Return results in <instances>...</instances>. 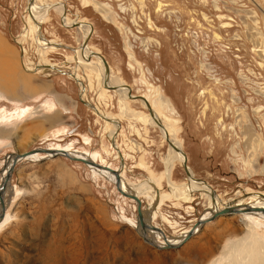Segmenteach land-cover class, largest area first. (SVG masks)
Instances as JSON below:
<instances>
[{
    "label": "rangeland",
    "instance_id": "obj_1",
    "mask_svg": "<svg viewBox=\"0 0 264 264\" xmlns=\"http://www.w3.org/2000/svg\"><path fill=\"white\" fill-rule=\"evenodd\" d=\"M38 1L61 2L69 18L90 24L88 46L106 59L128 94L143 96L169 124L193 176L218 196V205L264 194V0ZM25 6L26 0H0V39L15 62L8 74L0 59V112L32 108L9 120L0 113V168L7 153L57 142L72 143L116 169L120 160L108 142L114 127L106 128L80 98L117 115L118 93L103 88L105 99L99 96L93 68L90 85L73 77L75 63L68 61L73 53L65 45H77V31L64 26L55 9L42 32L65 47H49L41 55L32 33L17 43ZM20 45L34 74L22 67ZM43 62L55 69L39 65ZM48 99L56 103L52 111L42 105ZM126 105L134 115H121L114 138L125 162L122 180L133 185L144 211L156 195L147 180H158L161 201L149 218L176 237L195 224L209 202L187 187L181 161L166 178L168 143L158 128L139 119L148 113L140 99L129 97ZM53 124L70 132L55 141L48 134ZM40 160H22L12 172L15 189L0 228V264H264V229L241 215L205 223L175 249L156 248L138 234L134 203L111 180L65 156ZM180 187L192 191L189 197L173 196Z\"/></svg>",
    "mask_w": 264,
    "mask_h": 264
},
{
    "label": "bare ground",
    "instance_id": "obj_2",
    "mask_svg": "<svg viewBox=\"0 0 264 264\" xmlns=\"http://www.w3.org/2000/svg\"><path fill=\"white\" fill-rule=\"evenodd\" d=\"M51 8L53 10L54 9L57 10L60 13L61 21H62L64 26L74 27L76 29V31H77L76 38H77L78 42H77V45L75 47L68 46V45H65L62 43H57L55 41H49L48 38H46L43 35L41 24L48 17V13H49V10ZM25 9H26V11L24 12V13H26L25 17H24L25 25L23 26V31L19 35L20 37L18 38V40H16L17 43L21 44L20 40H22L21 39L22 37L32 35V34H36L35 40L38 43L37 45L40 48L39 51H40L41 55L45 54L48 50H51V49H49V47L56 48V49L57 48L62 49V47L66 46L73 53L72 56L68 57V61L70 62L73 60V62L75 63V67L73 68V70H74L73 77L76 80H79L80 83L83 80H85L87 82L86 84L90 85L91 79L90 80L88 79V74H89V71L91 72V68H93L95 70V73L97 76V81L99 82V94L98 95L101 96L103 99H105L103 96V88L104 89H109V88L114 89V91H116L118 93L120 111L117 115H111V114L109 115L107 112H104L103 110H101L97 105L94 106L92 103H89V100L86 102L88 104L94 106V108H92V107L91 108L95 111L96 115L105 122L104 124H106L105 125L106 128H108V126L111 127V125H112V127H114V128H112V130H110L108 142L110 143L111 146H113L114 150H116V151L118 150L120 153V149H118V146H117L118 144L117 145L114 144V138L116 137L115 135H118V133L120 132V129H121V124H120L121 115L133 116L134 112L132 110H130L126 105V99L130 97V96L128 97V87L126 86V84L118 76H116L112 73V68L109 64H108V67H109L108 72H106L102 60L97 55L99 53L96 51H93L88 46L86 39H88V37L92 31L90 24L84 20L83 21L80 20L79 17H77L76 19L69 18L67 16L66 10H65V8L61 2L42 3V2H39L38 0H31V1L26 0ZM100 11H102V10L100 9ZM33 40H34V38H33ZM84 41H86L85 44H84ZM263 47H264V45H263ZM20 48H21L20 62L22 64V67L25 68V70L27 72L34 74V72L36 71L35 68H34V70H29L28 68H26V67H30L27 64V63H29V61L26 62V60H24V57H25L24 52H26V50L23 47H21V45H20ZM9 50H11V49H9ZM9 50L6 48V46H4L3 41L0 39V59L2 62H5L6 67L9 68V70H7V73L11 74L10 69H11V66H13L15 62L10 61V58L8 57V55L10 54ZM90 58H94V59H90ZM43 60H45V59H43ZM39 65H41L42 67L49 66V68H47V69H55L54 64H48L47 62H43ZM82 73H84V74H82ZM84 90H85V87H84ZM83 93H84V91H83ZM80 94L81 93L79 91V95ZM141 102L144 106H146L144 101L141 100ZM150 109L153 112V116H151L148 112L147 114H140L138 116L139 119L146 121V123H148L150 126L158 128L165 141H166V137L169 138V140L175 146H177L179 149H181L183 151V148H182L181 144L179 143L178 139L176 138V135H175L173 129L169 126V124L167 122H165L162 118L158 117L154 108L152 109V107L150 106ZM111 136H113V137H111ZM85 141L87 142L88 140L85 139ZM42 148H48L50 150H55L56 153L51 154V153H44V152H33V151L31 152V150H28V151L22 150L20 152L13 151V153L12 152L7 153L3 156L2 166L0 168V170L2 169L0 171V185H1V181L6 182L5 186H4V191L2 194V198L4 201L5 208H4V212L2 215L1 214L2 213V206L0 204V228L6 222V210L8 207V201H10V196H11L12 192H14V189H15L14 188L15 186L11 183L12 172L14 171L16 164L22 160H38V159L45 160L46 158H49V157L54 158V157H58V156H64L62 154L66 152L70 155L71 158H77V159L84 160L85 162L84 161H82V162H84L85 165L88 168H90L91 171H93L97 175L105 176L106 178L111 180L112 184L116 188V177H115L114 173L110 171V169H113V168L109 167L108 165L101 164V163L97 162L95 160L96 158L94 157L95 155L93 156L92 154H87L86 152L78 153L77 151L69 150L68 149L69 147H65V146H64V148H61V147H42ZM118 151H117V156H118V159L120 160ZM167 151L168 152H167L165 159H164V164H165V172L164 173L166 175V178L169 179L172 175L173 165H174L175 161H179V162L181 161V164L183 165L184 159H183V155L179 151L172 148V146H170L169 144H168V150ZM120 155L122 156L121 153H120ZM126 156H127V154H126ZM67 158H69V157H67ZM71 158H69V159H71ZM122 160H123V162L120 163V166L117 167L116 169H113V170H117L119 172L120 188L122 189V191H124L126 193H132L138 197L133 185H128L122 180L123 178H122L121 172L123 170V167L125 166L123 156H122ZM76 161H80V160H76ZM89 161H94V163H99L101 165V167H95L92 164L87 163ZM186 164H187V157H186ZM12 165H14V168L11 171L10 169H11ZM188 169L190 170V173L193 176L192 170L190 169L189 166H188ZM7 173L9 175V177H7ZM186 181L189 182V183H187V187L194 186L195 188H197L201 192V194L206 196V198L209 202V206L203 211V213L201 215H199L195 224H193L190 228L183 230L180 233V235L174 237V236H170V235L169 236L165 235L161 229H160V231H158V230L153 228V227H157V226L153 225V221H152V219L149 218V216L154 211L157 210L158 205L160 203L159 201H161V200H160L159 191L157 188L158 180L155 179V182L152 181L153 183L151 181L147 180V182L151 183L153 185L154 189L156 190L154 203L150 206V210H146V211L142 210V201L140 200L143 219H144L145 223L148 224V227H146L142 231L140 226L137 225V219L135 217V222H136V228L135 229H137L138 234H140L141 236H144L147 239V241L152 242L154 244H157L161 247L167 246L168 244L182 246L188 239L193 237L201 229V227L205 223H207L206 220L209 219L210 217H212V215L214 213H216L219 210L229 209L231 207L235 208L236 210H239V211L236 213L232 212V213L222 214V215H241V216H243V219L245 220V222L247 224H249L250 226H252L254 228L264 229V215L261 212H257V211L242 212L243 209H245L244 207H246V206L264 208V194L259 193V192L255 193V194L250 193L249 196H247V194H246V196H244V197H247V199H245V200L237 201V202H231V203H223V205L221 203V205H218V196L210 188H208L206 185H204L201 181L196 179L195 176L190 177V178L186 177ZM149 187H150V190L154 191L153 192V194H154L155 190L152 189V186H149ZM116 190H117V188H116ZM7 192L10 194L9 198L6 195ZM191 192L192 191L190 189L186 191V189H184V187H180L175 191V193L173 192V194H174L173 196L176 197V199L181 198L182 195H188V197H189ZM119 194H120V192H119ZM251 195L254 198H252ZM122 196L126 197L124 195H122ZM188 197L186 199L191 200V198H188ZM244 197H242V198H244ZM128 199H130V198H128ZM130 200H132V199H130ZM133 203H134L135 210H136V203L134 201H133ZM222 215H218L217 217H220ZM190 230H192V235L187 240L183 241L184 238L186 237L187 233ZM172 248H174V247H172ZM162 249H167V248L164 247Z\"/></svg>",
    "mask_w": 264,
    "mask_h": 264
},
{
    "label": "water",
    "instance_id": "obj_3",
    "mask_svg": "<svg viewBox=\"0 0 264 264\" xmlns=\"http://www.w3.org/2000/svg\"><path fill=\"white\" fill-rule=\"evenodd\" d=\"M30 1H31V0H30ZM86 40H87V39H86ZM85 43H86V41H84V44H85ZM97 55H98V57L102 60L106 72H108L109 67H108V63H107L106 59H105L101 54H97ZM128 95H129L131 98L140 99V100L144 101V103H145V105H146V108H147L149 114H150L151 116H153V112H152V110L150 109V105H149L148 101H147L143 96H140V95H132L131 93H129ZM79 98H80V97H79ZM80 100H81L85 105H87L88 107H92V108H94L93 105L88 104V103H87L86 101H84L83 99L80 98ZM166 141H167V143H168L170 146H172V148H174L175 150L179 151V152L183 155L184 163H183L182 167H183V170H184V172H185L186 177H187V178L193 177V176L191 175V173H190V170L188 169L187 164H186V155H185V153H184L181 149H179L177 146H175V145L169 140V138L166 137ZM32 151H33V152L51 153V154H55V153H56L55 150H50V149H48V148H42V147H35V148H32V149H31V152H32ZM117 151H118V150H117ZM118 153H119V151H118ZM62 155H64L65 157H69V158H71L70 155H69L68 153H66V152L63 153ZM119 157H120V163H122L123 160H122V156L120 155V153H119ZM71 159H73V160L75 159V160L84 161V160L77 159V158H71ZM84 162H85V161H84ZM87 163L92 164V165L95 166V167H101V165H100L99 163H94V161H89V162H87ZM3 166H4V165H3ZM13 168H14V165H12V167H11L10 170L12 171ZM1 170H2V169H1ZM1 170H0V171H1ZM110 171L113 172L114 175H115V177H116V188H117V190L120 192V194L126 196L127 198L132 199V200L136 203V219H137V225L140 226L141 230L143 231L146 227H148V224H146L145 221H144V219H143V215H142V211H141V201H140V199H139L136 195H134V194H132V193H126V192L122 191V189L120 188L119 172H118L117 170H113V169H110ZM7 177H9L8 173H7ZM5 183H6L5 181H1V185H0V204H1V206H2V213H1L2 215H3V212H4V208H5V206H4V201H3V198H2V194H3V191H4ZM244 208H245V209H243L242 212L257 211V212H261V213L264 215V208H262V207H249V206H246V207H244ZM238 211H239V210H236L235 208H232V207L229 208V209L219 210V211H217L216 213H214V214L212 215V217H210V218L207 219L206 221H207V222L212 221V220H214L218 215L228 214V213H232V212L236 213V212H238ZM152 226H153V225H152ZM153 228L156 229V230H158V231H160V228H158V227H153ZM191 235H192V230H190V231L187 233V235H186V237L184 238L183 241L187 240ZM142 238H143L145 241H147V239H146L144 236H142ZM147 242L150 243V244H152V245L155 246L156 248H164V247H165V248H172V247H177V246H179V245H170V244H168L167 246H163V247H161V246H159V245H157V244H154V243H152V242H149V241H147Z\"/></svg>",
    "mask_w": 264,
    "mask_h": 264
},
{
    "label": "crops",
    "instance_id": "obj_4",
    "mask_svg": "<svg viewBox=\"0 0 264 264\" xmlns=\"http://www.w3.org/2000/svg\"><path fill=\"white\" fill-rule=\"evenodd\" d=\"M6 74V73H5ZM1 82V81H0ZM28 84V83H27ZM48 86L49 85H47L46 83L44 84H41V87L42 88H48ZM1 88L2 87H4V85H2V83H1V86H0ZM44 107L45 106H47V107H45L46 109H50V108H52V109H50V111H52L53 109H55V107H56V103H55V101H53V100H50V99H48V100H46L43 104H42ZM44 107L42 108V106H40L39 108H41V109H44ZM25 109V110H24ZM30 109H32L31 108V106H29V105H24V106H14V110H13V112H7V110H2V112H4L5 114L7 113V115H9V118L7 119V120H9V119H11V118H20V117H17L18 116V114L17 113H19V114H21V117L28 111V110H30ZM36 110H34V111H31V113H33V112H35ZM2 112H0V113H2ZM5 119V120H6ZM3 119H0V121H2ZM51 122L53 121V119H52V117H51V120H50ZM54 123H55V121H54ZM111 130V129H110ZM70 131L67 129V127L65 126V125H62V124H53V126H52V128L49 130V133L48 134H51L52 135V137H53V140H55V141H60V140H62V136H65L66 134H68ZM85 138L83 137V141L84 142H86L85 140H84ZM88 140V139H87ZM65 144H67V145H65ZM49 145H51L50 147H61V148H64V146L65 147H69L68 149L69 150H74V151H77L78 153H82V152H85V151H80V150H78L75 146H73V144L71 143V144H68V143H57V142H55V143H50V144H48L47 146H49ZM18 146V145H17ZM66 149V148H65ZM17 152H20V150L19 151H17ZM88 154V153H87ZM19 164V163H18ZM2 165V164H1Z\"/></svg>",
    "mask_w": 264,
    "mask_h": 264
}]
</instances>
